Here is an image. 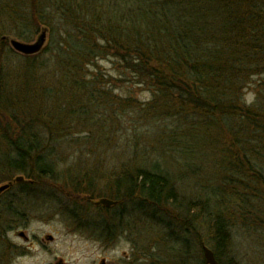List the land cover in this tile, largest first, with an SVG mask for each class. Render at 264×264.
I'll list each match as a JSON object with an SVG mask.
<instances>
[{"label":"trees","instance_id":"1","mask_svg":"<svg viewBox=\"0 0 264 264\" xmlns=\"http://www.w3.org/2000/svg\"><path fill=\"white\" fill-rule=\"evenodd\" d=\"M27 4V13H7V5H1L0 16L10 14L20 24L47 27L60 23L61 31L56 29L60 35L53 44V56L46 48L50 58L12 54L0 39V176L11 183L0 195V236L22 225L31 206L53 197L43 189L44 184L62 192L70 188L69 217L77 219L81 228L95 225L89 218L84 223L83 218L95 198L91 190L96 188V177L85 172L73 178L62 175L53 159V139L15 114L29 100L34 101L33 86L48 83L49 77L40 73L51 62L65 78L58 82L59 89L82 91L85 103L93 104L94 97L104 95L91 86L99 78L87 81L84 75L81 80L74 74L85 71L93 57L107 53L119 57L118 64H123L129 76L153 93L148 106L159 107L155 114L177 115L186 121L190 117L194 122L188 121L189 125L197 132L204 125L225 132L232 122L244 133V128L248 134L259 131V140L264 136V111L247 107L240 99L250 76L264 74V0H30ZM244 133L226 146L232 148L233 163L223 185L212 189L211 196L187 201L175 193L170 178L155 165H137L118 172L114 188L108 187L113 192L104 198L117 205L96 210L119 207L120 211H114V219L119 220L129 215L126 206H130L150 218L170 204L192 215L206 230L199 237L194 227L201 247L210 244L218 264H238L229 255V222L246 210L251 184L264 182L254 171L253 144L243 140ZM19 176L23 181L14 182ZM14 185L15 191L11 189ZM109 225L107 220L100 228L106 232Z\"/></svg>","mask_w":264,"mask_h":264},{"label":"rangeland","instance_id":"2","mask_svg":"<svg viewBox=\"0 0 264 264\" xmlns=\"http://www.w3.org/2000/svg\"><path fill=\"white\" fill-rule=\"evenodd\" d=\"M28 2L30 0H0V6L7 5V13L10 10L27 13ZM13 20L17 19L10 14L0 16V39L5 41L3 46L8 51L25 56L11 48L10 40L33 43L45 30L41 51L25 57L50 58L46 48L53 56V44L60 35L56 29L61 31L60 23L46 27L42 23L20 24ZM118 59L102 53L91 59L85 71L74 74L77 79L89 81L97 76L101 81L91 84L92 88L101 90L99 93H104L99 98L94 97L93 104L85 103L82 91L60 90L58 82L65 78L60 71L54 70L52 62L49 63L40 73L46 79L49 77L48 83L33 86L34 101L29 100L20 112L15 113L20 121L30 123V128L53 139L50 147L62 175L73 178L85 172L87 176L96 177V188L91 190L95 198L89 207L90 213L85 212L83 218L91 219L95 225L81 228L77 219L69 217L66 210L72 207L73 200L68 196L73 193L70 188L62 192L44 184L43 189L53 197L31 206L22 225L8 229L0 236V264L203 263L197 234L204 237L206 230L183 209L167 204L162 212H158L162 214L148 218L126 206L129 215L117 220L114 211H120L119 207L98 212L93 203L106 197L109 191L113 192L108 187L114 188L113 178L118 172L137 165H155L158 171L167 174L175 193L183 199L203 200L211 196L212 189L223 185L233 163L232 148L226 146L234 142V138H241L244 131L231 122L225 132L210 125H204V129L197 132L189 125L188 121L194 122L190 117L186 121L177 115L155 114L159 107L148 106L153 103V93L137 84L123 64H118ZM246 83L241 91V102L264 111V74L251 75ZM42 124H48L49 128ZM244 130L243 140L253 144L250 160L254 171L264 180V136L259 140V131L248 134L246 128ZM4 180L0 176V186L7 183ZM15 186L11 187L13 191L17 189ZM250 188L246 210L237 212L232 223L229 222V255L238 264H264V182L261 185L255 181ZM107 220L113 233L110 241L101 230V224ZM206 247L211 249L210 244Z\"/></svg>","mask_w":264,"mask_h":264},{"label":"water","instance_id":"3","mask_svg":"<svg viewBox=\"0 0 264 264\" xmlns=\"http://www.w3.org/2000/svg\"><path fill=\"white\" fill-rule=\"evenodd\" d=\"M45 38H46V32L44 30L40 34L38 39L33 43H23L17 40H10V46L14 51H16L19 54H22L25 56H33V55H37L41 51L43 44L45 42ZM22 181H23L22 177H17L14 182L17 183V182H22ZM10 186H11V183H6L4 185H1L0 195L6 190H8ZM93 204L95 206H102V207L110 208L115 204V202L107 198H100L99 200L95 201ZM19 235L23 236V233H20ZM49 239L51 240V237H49ZM202 252H203L204 264H218L211 249H209L203 244H202Z\"/></svg>","mask_w":264,"mask_h":264},{"label":"flooded vegetation","instance_id":"4","mask_svg":"<svg viewBox=\"0 0 264 264\" xmlns=\"http://www.w3.org/2000/svg\"><path fill=\"white\" fill-rule=\"evenodd\" d=\"M106 240L110 241L112 238H113V233H112V230L111 228H109L106 232Z\"/></svg>","mask_w":264,"mask_h":264},{"label":"bare ground","instance_id":"5","mask_svg":"<svg viewBox=\"0 0 264 264\" xmlns=\"http://www.w3.org/2000/svg\"><path fill=\"white\" fill-rule=\"evenodd\" d=\"M4 193V192H3ZM111 201H113V200H111ZM113 202H115V204L112 206V207H114V206H116L117 205V203H116V201H113ZM106 208V207H105Z\"/></svg>","mask_w":264,"mask_h":264}]
</instances>
